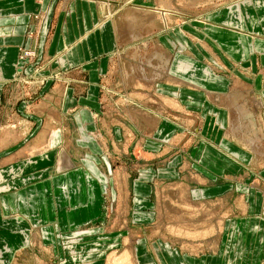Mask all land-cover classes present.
Here are the masks:
<instances>
[{
  "label": "crops",
  "instance_id": "1",
  "mask_svg": "<svg viewBox=\"0 0 264 264\" xmlns=\"http://www.w3.org/2000/svg\"><path fill=\"white\" fill-rule=\"evenodd\" d=\"M181 2L0 0V264H16L23 253L35 264L63 259L61 241L98 231L104 200L118 193H129L134 214L149 221L151 211L137 210L150 209L159 188L174 193L171 185L198 199L236 194L235 213L220 221L214 252L179 254L157 241L153 260L142 242L139 264H264V194L245 186L251 175L236 180L262 162L250 146L264 143V0L211 1L201 18L159 32L157 53L168 59L156 78L136 79L133 89L124 73L130 103L121 110L101 103L102 77L113 82L114 51L154 31ZM34 32L35 62L44 75L55 69L61 77L49 79L25 109L11 101L18 87H7L17 69L33 68L19 50ZM191 61L214 75L204 66L194 72ZM171 66L199 79L170 74Z\"/></svg>",
  "mask_w": 264,
  "mask_h": 264
},
{
  "label": "rangeland",
  "instance_id": "2",
  "mask_svg": "<svg viewBox=\"0 0 264 264\" xmlns=\"http://www.w3.org/2000/svg\"><path fill=\"white\" fill-rule=\"evenodd\" d=\"M182 1L180 5H176L175 9H170V12H166L168 15H166L165 21L159 22L158 27L154 31L147 33L148 35L136 33L137 37L135 36L131 40V43L129 42L130 40H127L121 43L122 48L118 47L114 51L116 54L115 56L113 54V60H111V67L113 69L108 70V73L111 70L115 71L112 77L113 82L110 84V79L105 78L108 74L102 77L105 80L107 79V81H101L100 93L107 95V99L101 101L102 105H117V109L120 108L119 110H121L125 104L130 103L129 94L131 92L129 86H127L128 89L125 88L122 79L124 73L128 75L127 77L131 76L134 78L133 89L137 87L135 84L136 79L150 83L151 78H156V73L160 71L163 62H166L168 59L167 56L157 53V46L159 44L156 34L167 28L169 29V27L182 25L191 19V17L198 16L201 18L211 8V1L217 2V4L221 2V0H198V5L193 7L189 6L187 0ZM41 15L42 12H39L33 17L34 24L37 27ZM148 18L151 19L150 16ZM135 25L137 30H141L137 28L139 23ZM205 27L209 28V25H205ZM35 36L36 32L33 33V36L32 34L28 35L30 44L28 47H22L19 50V60L23 61L25 66L31 64L33 66L32 70L27 74L16 71V75L7 87L8 89H11L13 85L16 88L18 87V91L14 90L15 92L11 96V101L24 102L25 109L30 108L31 103L35 100L34 98L38 96L40 89L47 82L50 80L56 82L58 81L56 79L61 77L60 75L58 76L55 69L49 71V74L44 75L42 73L43 69H41L42 64L40 62V64L37 63L38 61L35 62L37 57ZM125 47L128 48L126 56L120 54V50H124ZM178 56L183 55H176L174 59ZM183 57L191 60L187 56ZM194 63L191 64L195 68L194 72H196V68H199V66H204L210 74L214 75L205 65H198L196 63L194 65ZM120 67L123 72H121ZM167 68L168 66H166V70ZM222 71L225 75L228 74L225 70ZM169 73H179L199 79L194 73L176 72L172 66L169 69ZM43 76L48 77V79L34 83L36 78H42ZM113 83L116 85L115 87ZM149 87L150 85L147 88ZM242 92L245 95H251L248 90L242 89ZM132 99L135 101H132L134 108H137L136 97L134 95H132ZM158 110H161L160 106ZM168 118L170 120L174 119L173 117ZM12 121V119H9L8 124L13 125L14 122ZM228 127L230 128V125ZM250 147L253 157L261 159L262 162L253 167V172L248 170V168H244L240 173L242 177H236V180L243 182L244 177L251 175L250 181L244 183L245 186L264 194V181L259 179L257 173V170L261 168L259 165L264 162V143H252ZM172 189H174V193H166V189L162 190L159 188V193L150 194L152 204L150 209L140 210L139 208L137 210L139 212L151 211L152 218L149 221L141 219L137 214H134L135 206H132V196L129 193H118V196L115 198L116 201L105 199L103 205L104 215H101L99 223L96 224L99 227L98 231L90 234L86 233L82 237L81 233L84 235V231L78 230L77 232L79 233L75 237H68L61 241V247L64 252L63 259L50 256V261L40 258L38 262L40 264H94L97 261L96 264H116L115 262L117 264H139L136 259V248L142 242H145L148 253L155 260L156 252L152 248H155L154 246L155 243L157 244V241L168 243L170 249L174 253L179 254L203 256L212 251L214 252L219 242L220 221L225 215L235 213L233 209L236 208V194L231 193L228 197L224 198L198 199L195 196L194 198L190 197L191 193L190 195L189 193H176V191H180L176 186L171 185L170 190ZM110 203L112 204L111 207ZM90 228H93V226L88 225L84 229L88 232ZM147 243H151L152 245L149 247ZM45 250L42 251L47 254V250ZM22 256L23 258L16 264H35L34 261L30 260L31 258L28 253H23ZM68 257L69 261H64V258L67 259Z\"/></svg>",
  "mask_w": 264,
  "mask_h": 264
},
{
  "label": "built area",
  "instance_id": "3",
  "mask_svg": "<svg viewBox=\"0 0 264 264\" xmlns=\"http://www.w3.org/2000/svg\"><path fill=\"white\" fill-rule=\"evenodd\" d=\"M18 70V72H19V69H17ZM57 74H58V72H57ZM56 74V75H57ZM48 79V77H45V76H43L42 78H36L35 80H34V83H38V82H42V81H46Z\"/></svg>",
  "mask_w": 264,
  "mask_h": 264
},
{
  "label": "bare ground",
  "instance_id": "4",
  "mask_svg": "<svg viewBox=\"0 0 264 264\" xmlns=\"http://www.w3.org/2000/svg\"><path fill=\"white\" fill-rule=\"evenodd\" d=\"M195 240H196V239H195ZM127 255H128V254H127ZM123 257H124V256H123ZM122 259H123V258H122ZM115 260H116V259H115ZM115 260H114V261H115ZM121 261H122V260H121ZM119 262H120V261H119ZM115 263L117 264V262H115Z\"/></svg>",
  "mask_w": 264,
  "mask_h": 264
}]
</instances>
